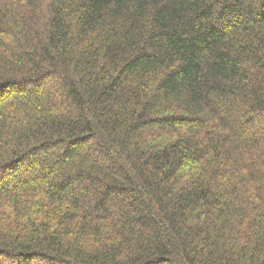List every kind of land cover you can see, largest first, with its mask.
Returning a JSON list of instances; mask_svg holds the SVG:
<instances>
[{
	"label": "trees",
	"instance_id": "obj_1",
	"mask_svg": "<svg viewBox=\"0 0 264 264\" xmlns=\"http://www.w3.org/2000/svg\"><path fill=\"white\" fill-rule=\"evenodd\" d=\"M0 264H264V0H0Z\"/></svg>",
	"mask_w": 264,
	"mask_h": 264
}]
</instances>
